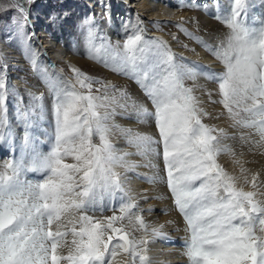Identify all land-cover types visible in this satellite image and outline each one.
I'll use <instances>...</instances> for the list:
<instances>
[{
  "label": "snow or ice",
  "instance_id": "6c2138e0",
  "mask_svg": "<svg viewBox=\"0 0 264 264\" xmlns=\"http://www.w3.org/2000/svg\"><path fill=\"white\" fill-rule=\"evenodd\" d=\"M6 7L18 9L23 32L28 17L21 0H0V10ZM249 7V0H231L227 14L217 15L230 30L219 47L193 37L223 64L219 73L177 57L163 40L145 39L143 29L113 44L88 28L89 58L136 80L154 111L135 101L132 106L139 122L154 119L159 139L109 124L111 106H125L106 94L109 87L117 91L114 85L104 84L105 94L95 95L99 79L74 67V83L52 79L32 55L33 68L53 95L52 131L45 130L49 147L42 151L31 128L36 108L43 113V97L30 94L38 103L19 113L26 124L19 157L0 165V264H122L125 256L131 264H151L148 236L160 237L161 229L145 221L117 171L138 167L128 159L133 155H162L167 185L187 224L189 264H264V200L257 198L264 193L245 191L218 162L232 152L221 143L227 134L203 122L208 113L186 84L199 76L217 83V102L233 126L254 129L257 143H264V15L248 20ZM7 91L0 73V129L7 123ZM120 99L131 98L120 91ZM114 128L135 152L117 149ZM28 173L38 178L28 179ZM257 181L258 175L244 177L253 189ZM106 210L112 215H103Z\"/></svg>",
  "mask_w": 264,
  "mask_h": 264
},
{
  "label": "rangeland",
  "instance_id": "374dc122",
  "mask_svg": "<svg viewBox=\"0 0 264 264\" xmlns=\"http://www.w3.org/2000/svg\"><path fill=\"white\" fill-rule=\"evenodd\" d=\"M133 1L135 0H126L125 3L127 5L125 3L123 5L120 4L121 2L119 0H32L31 3H23V0H21L22 6L26 9V15L28 17V23L23 32L19 30L20 13L17 8L6 7L0 10V46H3L8 51L11 50L9 51L10 55L13 54L9 56L10 60L4 61L0 52V73L3 74L5 85L8 89L6 93L7 123L0 129V131L4 133V139L0 141V154L5 155L0 156V165L12 160L14 157H19L20 145L25 135L26 128L25 122L19 118V113L38 103L32 100L30 94L43 97L42 104L44 109L43 113H41L40 109L36 108L35 115L32 117V135L36 137L38 141L43 142L40 144L42 151H47L49 147L48 139L44 135V132L45 130L49 133L52 131L53 95L47 83H45V78L33 68L31 63L33 54L35 55L37 66L46 69L47 76L52 79L60 78L64 81H72L74 83L75 78L72 72V68L74 67L80 69L88 76L97 78L103 82L101 84H93L92 91L95 95L105 94L104 84H108L109 86L114 85L117 91H113L112 88L109 87L106 94L109 97L115 96L119 100V103H123L125 106L120 107L118 104L111 106L115 111L109 124L118 125L120 128H130L159 139V133L154 119L147 118L145 122H139L137 110L132 106V101H135L138 105L142 104L147 107L149 111H154L150 99L146 96L144 90L136 80L131 76L112 71L110 67H105L102 62L89 58L87 54L86 37L90 26L94 27L98 37H104L113 44H122L125 38L137 29H143V35L147 40L161 39L165 41L175 54L179 51L174 47L175 43H186L185 45L187 46H185L182 51L178 52L191 59H185V61L194 62L193 60H196L195 58H198V60L208 58L210 59L209 62H219L217 64V66H219L217 68L219 69L218 72L214 67H211L210 70L217 73L223 71L224 66L222 63L216 59L211 51H207V48L203 47V44L193 38H204L202 41L216 48L219 47L221 41H223V39L225 40L227 36L222 34V31H220L221 29H219L220 27H217L219 32L215 34H221L218 38H211L208 35L209 32L204 29L200 30L199 24L195 20L196 18L192 17L193 14L202 13V9L198 7L200 6L198 2L194 0H136V2L132 4L131 2ZM225 1L230 6L231 0H229V2L228 0ZM192 2L198 6L192 8L193 11L190 12L191 9H185L184 7L185 3ZM253 2L254 0H249V16H254L252 15L253 8H251ZM4 3L7 5L9 0H4ZM120 6L125 10L122 11V9H119ZM254 8H256V6ZM172 13L177 15L173 16L175 18L177 17V21L170 24L167 20H160L159 22L163 23L164 27L161 25V27L157 29L154 20H159L161 15L163 17L164 14H168L164 15V17H172L170 16ZM181 14L182 17H180ZM180 25L188 28L189 31L182 32V30L178 28ZM154 31H158V35L157 33L154 35ZM188 33H191L192 36H189ZM200 33L204 35V37H201L199 35ZM175 37H177V39H174ZM100 42V40H97V43ZM193 45L196 50L190 48ZM207 52L210 53V56ZM197 53H199L200 56L197 55ZM70 58L83 60L87 63V66H79L77 64H72V62L69 64ZM64 63L67 65L69 64V66H65ZM194 63L199 65L198 62ZM110 76H114L125 82L127 81L129 83L127 84L128 87L124 86L126 88H123L121 85L117 84L118 82L113 83V81L110 80ZM204 78L199 77L196 81L188 80L186 84L189 87H194L195 95L201 102L200 106L208 113L207 116L202 118L203 122L210 127L222 129L227 134L226 138H221V143L222 145L230 147L232 152L221 155L218 158V162L231 175L238 178V186L243 187L245 191H258L259 193H264V179L262 178L260 179L258 177V189H253L251 184L243 185L239 182V179L243 181V177H245L242 176L243 172L241 171L245 166L241 163L244 162L245 159L249 160L250 157L248 156L253 152H260V154L264 155V145L256 142L259 140V136L254 129L233 126V121L229 118L227 111L222 104L217 102L221 98L218 84L212 80L209 82V79L205 81ZM130 85L133 87H130ZM97 89H99V91H97ZM79 90L82 92L87 91L86 89ZM120 91H125L131 99L128 101L120 99ZM111 108H109V111H111ZM103 111L104 109H101V112ZM216 134L219 135V133ZM111 140L117 149L127 152L136 151V149L130 147L126 143L124 137L115 128L112 131ZM94 142L98 143L99 141L94 137ZM158 150L162 152V147H159ZM128 159L138 165V167L130 170H125L123 168L117 169V171L121 173L123 183H126H124V186L128 194L134 198L137 192L145 188L143 184L148 178V184L151 183L149 186H158L157 188L160 191L165 188L163 191L167 193L170 208L174 209V199L166 182V170L162 155H149L147 158L133 155L128 157ZM68 162H71V160ZM143 169L145 172H148V174L142 172ZM128 176H130V178ZM150 178H155L154 182H150ZM28 179H37V175L28 173ZM248 179L250 180V178ZM155 183L157 184L155 185ZM119 195L118 193L117 197ZM257 198H263L264 200V195H259ZM116 201L117 200L114 201V205L119 203V200L118 203ZM148 202L149 200L145 201V203ZM141 214L147 216L149 212H143ZM96 215H100V213H96ZM103 215H112V212L106 210ZM148 239L150 240L148 245L149 251H153V249L156 248H153V244L156 243L157 240H154L155 238L151 236H148ZM166 243L167 242H163L161 245L164 246ZM154 245H158V247L161 246L159 243ZM159 253L160 250L157 249V251H154L152 254L154 259H156V264H159L160 259L162 263L163 259L169 260L171 258V256L165 257L169 255L168 253L163 256ZM124 258L130 260V258H126V256ZM118 259L121 260L122 258L118 257ZM169 261L171 264L172 260Z\"/></svg>",
  "mask_w": 264,
  "mask_h": 264
},
{
  "label": "bare ground",
  "instance_id": "6f19581e",
  "mask_svg": "<svg viewBox=\"0 0 264 264\" xmlns=\"http://www.w3.org/2000/svg\"><path fill=\"white\" fill-rule=\"evenodd\" d=\"M126 1H121L120 4H123L125 3ZM135 1L131 2L132 4L135 3ZM229 2V0H228ZM126 4V3H125ZM256 4L259 5L258 8H254L256 6ZM127 5V4H126ZM195 6H198L196 5L195 3H185V9H191L192 8H195ZM130 7V6H129ZM137 7V6H136ZM199 9H202V13H196V14H193L192 17L196 18V22L199 24V28L200 30L204 29L206 30L207 32H209V37L211 38H218L219 36H221V34H217L215 35L216 33H218V29L217 27H220L219 29H221L220 31H222V34L223 35H228L230 30L226 27V25L223 23L222 19H217V15H220L221 17H223L225 14H227L228 9H222L220 7H214V9L212 11H205L202 6H198ZM251 8L252 9V15L255 16V18H248V20H253V19H259L262 15H264V0H262L261 3H259L257 0H254L253 4H251ZM119 9H122V7L120 6ZM125 9L123 8L122 11H124ZM169 13V12H168ZM199 14V15H198ZM164 15H168V14H164ZM162 17L161 15V18H159V20L156 19V21L154 20L155 22V25H156V28L159 29L161 27V25H163L164 27V24L159 22L160 20H164V21H169L170 24L174 23L175 21H177V17H173L175 16L176 14L172 13L170 14V16L172 17ZM184 15V14H183ZM206 15H209V16H206ZM177 16V15H176ZM182 17V14L181 16ZM194 20V21H195ZM193 21V20H192ZM165 23V22H164ZM188 27V26H187ZM178 28L180 30H182V32H186L188 30V28L184 27V26H178ZM190 28V27H189ZM227 28V29H225ZM191 29V28H190ZM213 29V30H212ZM186 30V31H184ZM193 30V29H192ZM189 31V30H188ZM194 31V30H193ZM156 35H158V31H154ZM200 32V31H199ZM205 34V33H204ZM201 37H204V35H202L201 33L199 34ZM172 37V35H171ZM223 37V36H222ZM227 37V36H226ZM173 38V37H172ZM179 38V37H178ZM174 39H177V37H175ZM201 39V38H200ZM204 40V38H202ZM201 39V40H202ZM221 39V38H219ZM161 40V39H160ZM211 40V39H210ZM224 40V39H223ZM211 42V41H210ZM174 43V42H172ZM215 43V42H214ZM218 43V42H216ZM186 44V43H185ZM185 44H176L175 43V48L179 51H182L183 48H185ZM219 44V43H218ZM199 45V44H198ZM220 45V44H219ZM180 46V47H179ZM214 46V44H213ZM201 47V46H200ZM204 47V46H203ZM188 48V47H187ZM190 48L192 49H195V46H191ZM215 48V46H214ZM196 50V49H195ZM194 50V51H195ZM11 51V50H9ZM6 48H4L3 46H0V52H1V56L2 58L4 59V61H8L10 60L9 59V56H12L13 54L10 55V52H9ZM178 51V52H179ZM208 51V49H207ZM176 53V55L178 57H183L184 59H190L186 56H184V54H180V53ZM210 52V51H209ZM208 53V52H207ZM209 56H210V53H208ZM197 55L200 56L199 53H197ZM213 57V56H212ZM194 59V58H192ZM196 60H193L194 62H198L199 65L203 66V69H211V67H214L215 69H217L219 66H217V61H210V59L206 58V59H201V60H198V58H195ZM214 59V58H213ZM16 60V59H14ZM191 60V59H190ZM69 64L72 62V64H77L79 66H87V63L84 62L83 60H79L78 58H70L69 59ZM16 62V61H15ZM18 64V63H16ZM65 66H69V64L67 65L66 63H64ZM223 65V64H222ZM222 69V68H221ZM216 71V70H215ZM219 71V69H217V72ZM222 72V71H220ZM200 78H204V76H199ZM198 77V78H199ZM205 81L207 78H204ZM110 80L114 82H118L117 84L118 85H121V87L123 88H126L124 86H127V84H129L127 81H123L119 78H116L114 76H110ZM208 82V80H207ZM210 82V80H209ZM208 82V83H209ZM215 86V85H214ZM130 87H133L132 85H130ZM202 87V86H201ZM134 89V88H132ZM215 89V88H214ZM136 90V89H135ZM134 91V90H133ZM212 92V91H211ZM22 123V122H21ZM224 123V122H223ZM222 123V124H223ZM257 142V141H256ZM261 145H264V143H260ZM242 149V148H241ZM246 150V149H245ZM245 154V153H244ZM248 155V154H247ZM248 157H250L249 160L245 159L244 162H242L241 164L244 165V169L246 170V172H243L242 176H245L247 178H252V176L254 175H258V177L261 179H264V155L263 154H260V152H253L252 154H250ZM142 165V164H141ZM131 172V171H130ZM144 173L148 174V172H145V170L143 169ZM140 172V173H142ZM248 176H247V175ZM130 178V176H128ZM258 178V179H259ZM148 179V178H147ZM146 179V182L143 184V186L145 187L142 191L140 192H137L135 194V197L134 199L136 200L139 208L141 209V213L143 212H149V214L147 216H144V219L145 221L151 226V227H157V228H160L161 229V233L162 235L160 237H153L151 235V237L155 238L154 240H157L156 243H159V245L163 244V242H167L166 245L164 246H159L158 245H154L156 243L153 244V248L156 247L158 250H160V255L163 256L165 255L166 253H168L169 255H166L165 257L167 256H171V258L169 260H172L171 261V264H189V260L187 258V256L185 255V242L188 240L189 238V233L187 231V228H186V224L184 222V220L182 219V216H181V213L178 211V209L176 208L175 206V203L173 204V208L174 209H171L170 208V203L168 202L169 201V198L167 197V193L165 191H163L164 189H162L161 191L158 190V186H149L150 184L149 183V180ZM259 181V180H258ZM159 182V181H158ZM239 182L243 185H246L244 184V177H243V181H240L239 179ZM125 183V182H124ZM126 184V183H125ZM157 183H155L156 185ZM249 185V184H248ZM262 190V189H261ZM160 191V192H159ZM263 196V195H262ZM118 200V199H117ZM144 200V201H143ZM148 201V203H145V201ZM263 200V198L261 199ZM160 211V212H159ZM175 211V212H174ZM176 213V214H175ZM162 226V227H161ZM135 235L137 237L143 235V233H140V232H137L135 233ZM170 236V237H169ZM71 239V237H69V240ZM169 240V241H167ZM154 248L153 251H149V256L151 258V264H156L155 263V260L154 259V256L152 255L154 251H157V249ZM177 251V252H175ZM68 252V249L65 248L63 249V253L66 255ZM174 254V255H173ZM127 258V257H126ZM120 260V259H118ZM169 260H165L163 259L162 260V263H161V259L159 260V264H170ZM153 262V263H152ZM122 264H131L130 260H126L125 258L122 260Z\"/></svg>",
  "mask_w": 264,
  "mask_h": 264
}]
</instances>
